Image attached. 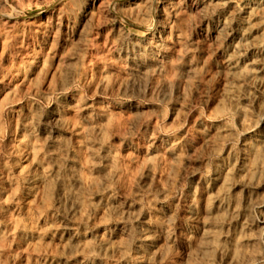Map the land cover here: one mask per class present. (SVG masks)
Instances as JSON below:
<instances>
[{"label":"rangeland","instance_id":"obj_1","mask_svg":"<svg viewBox=\"0 0 264 264\" xmlns=\"http://www.w3.org/2000/svg\"><path fill=\"white\" fill-rule=\"evenodd\" d=\"M0 264H264V0H0Z\"/></svg>","mask_w":264,"mask_h":264},{"label":"bare ground","instance_id":"obj_2","mask_svg":"<svg viewBox=\"0 0 264 264\" xmlns=\"http://www.w3.org/2000/svg\"><path fill=\"white\" fill-rule=\"evenodd\" d=\"M156 48H160V45H158ZM31 70V65H28L26 69L23 71V74L29 72Z\"/></svg>","mask_w":264,"mask_h":264}]
</instances>
